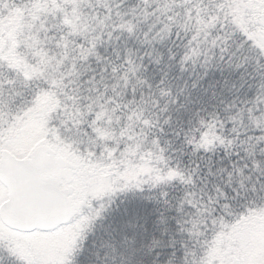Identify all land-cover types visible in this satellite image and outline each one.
Listing matches in <instances>:
<instances>
[{
  "label": "snow or ice",
  "instance_id": "6c2138e0",
  "mask_svg": "<svg viewBox=\"0 0 264 264\" xmlns=\"http://www.w3.org/2000/svg\"><path fill=\"white\" fill-rule=\"evenodd\" d=\"M0 264H264V0H0Z\"/></svg>",
  "mask_w": 264,
  "mask_h": 264
},
{
  "label": "rangeland",
  "instance_id": "374dc122",
  "mask_svg": "<svg viewBox=\"0 0 264 264\" xmlns=\"http://www.w3.org/2000/svg\"><path fill=\"white\" fill-rule=\"evenodd\" d=\"M66 162L71 166V182L66 186L64 191L71 197L74 207L82 196L92 189L95 181L89 177H85L75 162L71 160H66ZM75 215H78V213H73V216ZM106 223L110 222L107 221ZM101 230L103 231V229Z\"/></svg>",
  "mask_w": 264,
  "mask_h": 264
},
{
  "label": "trees",
  "instance_id": "16d2710c",
  "mask_svg": "<svg viewBox=\"0 0 264 264\" xmlns=\"http://www.w3.org/2000/svg\"><path fill=\"white\" fill-rule=\"evenodd\" d=\"M19 25H20L19 18H14L9 22H7L4 28L9 32H15L19 27ZM109 222L110 223L112 222V218H109ZM102 238H104V231H102L101 228H97L95 234L89 236L86 246L85 259H88L89 256H91L92 253L95 252L96 249L93 247V244L94 243L98 244Z\"/></svg>",
  "mask_w": 264,
  "mask_h": 264
},
{
  "label": "water",
  "instance_id": "95a60500",
  "mask_svg": "<svg viewBox=\"0 0 264 264\" xmlns=\"http://www.w3.org/2000/svg\"><path fill=\"white\" fill-rule=\"evenodd\" d=\"M62 196H63V204L66 207L71 208V199L68 198L64 192L62 193Z\"/></svg>",
  "mask_w": 264,
  "mask_h": 264
}]
</instances>
